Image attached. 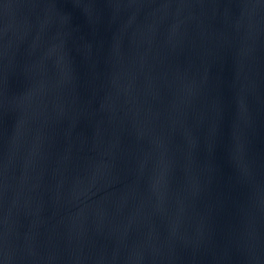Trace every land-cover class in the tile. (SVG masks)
I'll return each mask as SVG.
<instances>
[{"label":"water","instance_id":"95a60500","mask_svg":"<svg viewBox=\"0 0 264 264\" xmlns=\"http://www.w3.org/2000/svg\"><path fill=\"white\" fill-rule=\"evenodd\" d=\"M0 264H264V0H0Z\"/></svg>","mask_w":264,"mask_h":264}]
</instances>
